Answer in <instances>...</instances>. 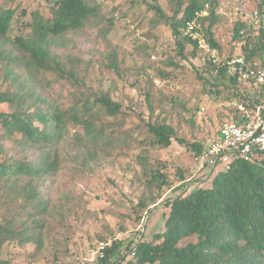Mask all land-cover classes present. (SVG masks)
<instances>
[{
	"label": "rangeland",
	"instance_id": "374dc122",
	"mask_svg": "<svg viewBox=\"0 0 264 264\" xmlns=\"http://www.w3.org/2000/svg\"><path fill=\"white\" fill-rule=\"evenodd\" d=\"M94 1L100 6L98 17L52 48L61 66L73 71V80L53 72L37 76L33 85L38 95L61 110L69 109L82 96L107 95L123 105L124 114L106 122L114 124L111 131L116 136L128 135V139L107 149L82 147L72 138L59 146L61 170L38 183L41 197L48 204L43 228L36 230L44 248L7 244L0 260L9 264H102V248L114 242L122 243L121 256L131 260L130 249L164 232L168 201L195 188L210 187L211 169L202 168L200 157L191 147L199 144L208 150L235 110V101L229 100L234 89L227 91L209 56L199 51L194 55L193 47L187 46L186 59H181L170 27L149 9L157 4L172 17L176 12L172 0ZM217 2L215 39L221 48V63L227 56L244 55L243 44L234 40L237 22L254 27L255 36L264 30L256 28L251 19L257 11L264 15V0ZM2 4L5 10L18 11L11 39L29 35L32 15L39 12L48 16L46 8L50 6L49 0H2ZM5 68L6 63L0 61V72ZM6 87L0 81V91ZM241 90L254 95L249 85L241 86ZM147 95L151 96L150 103ZM0 110L13 108L2 106ZM152 111L154 119L167 120L183 145L178 141L168 149L151 145L140 119L148 120ZM1 139L0 131V161L4 157L2 146L7 151L12 148L10 143L1 144ZM145 155L148 169L161 166L170 184L151 211L138 207L150 192L138 161ZM216 170L212 179L224 166ZM6 194L0 193V200H6ZM20 204L22 200L3 206L0 218L10 217ZM117 260L115 257L109 264Z\"/></svg>",
	"mask_w": 264,
	"mask_h": 264
},
{
	"label": "trees",
	"instance_id": "16d2710c",
	"mask_svg": "<svg viewBox=\"0 0 264 264\" xmlns=\"http://www.w3.org/2000/svg\"><path fill=\"white\" fill-rule=\"evenodd\" d=\"M49 2L48 16L39 12L32 15L29 35L11 39L18 11L5 10L0 0V61L6 63V68L0 72V81L7 85L5 91H0V108H13V111L0 110L1 144H12L9 151L1 145L4 157L0 161V193L7 192V199L0 200V213L3 206L22 200L15 213L0 218V255L7 244L20 247L36 244L38 250H43V238L36 235V230L43 228L48 204L41 197L38 183L61 170L59 146L67 138L74 139L79 146L90 145L96 149H107L128 139V135L116 136L111 131L114 124L106 122L124 114L123 105L107 95L82 96L69 109L61 110L37 94L33 85L37 76L46 77L57 72L58 77L72 79L73 71L61 66L60 58L52 48L65 36L83 31L100 11L94 0ZM172 2L176 5L172 17L157 4L149 9L170 27L176 39L177 55L186 59L187 46L193 47L194 55L199 51L183 36V29L196 14L207 13L199 18V24L208 42L221 56V48L215 39L217 0ZM253 28L237 22L234 40L243 44L244 55L240 56L248 64L264 69V30H259L255 36ZM231 58L227 56L221 62L218 76L226 83L227 91L234 89L229 100L252 113L259 100L255 95L243 92L241 86L244 84L228 73L224 63ZM146 101L150 103L151 96L147 95ZM238 114L235 109L229 120L238 119ZM140 120L152 139L151 145L168 149L173 141L184 144L166 119H154L153 111L148 120ZM191 149L197 157L207 151L199 144H194ZM138 161L145 170L150 190L148 196L139 201L138 207L151 211L162 198L163 189L169 188L170 184L161 166L156 164L148 169L147 155L139 156ZM213 173L209 175L210 187L195 188L167 202L170 211L164 232L154 235L152 241L140 242L130 249L131 260L121 256L122 243L114 242L103 250L101 263L109 264L117 257L116 264H264V156L255 162L236 160L228 171H221L212 179ZM181 180L184 181L182 175ZM0 264L9 262L0 260Z\"/></svg>",
	"mask_w": 264,
	"mask_h": 264
},
{
	"label": "built area",
	"instance_id": "2783aa9c",
	"mask_svg": "<svg viewBox=\"0 0 264 264\" xmlns=\"http://www.w3.org/2000/svg\"><path fill=\"white\" fill-rule=\"evenodd\" d=\"M204 15L207 13L196 14L184 27L183 36L193 42L200 52L209 56L210 62L216 66L218 72L221 65L218 62L219 54L208 42L199 24V18ZM251 19L256 28L264 27V15L261 12L252 14ZM224 64L230 75L237 76L241 83L252 87L259 104L252 113L244 106L235 104V109L239 111L238 119H231L222 124L215 141L200 157L202 168L209 167L211 172H216L219 166H224L223 171H228L236 160L255 162L264 156V69L248 64L240 55L226 60ZM104 249L105 246L102 252Z\"/></svg>",
	"mask_w": 264,
	"mask_h": 264
}]
</instances>
